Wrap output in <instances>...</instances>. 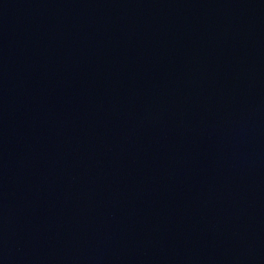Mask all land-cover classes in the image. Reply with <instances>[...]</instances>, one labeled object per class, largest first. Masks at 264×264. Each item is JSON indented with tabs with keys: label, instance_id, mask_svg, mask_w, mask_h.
Wrapping results in <instances>:
<instances>
[{
	"label": "water",
	"instance_id": "obj_1",
	"mask_svg": "<svg viewBox=\"0 0 264 264\" xmlns=\"http://www.w3.org/2000/svg\"><path fill=\"white\" fill-rule=\"evenodd\" d=\"M264 88V0H146Z\"/></svg>",
	"mask_w": 264,
	"mask_h": 264
}]
</instances>
